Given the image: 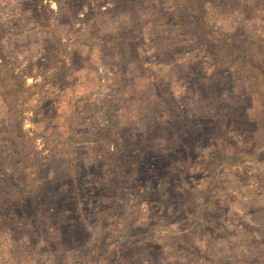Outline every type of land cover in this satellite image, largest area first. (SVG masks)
Masks as SVG:
<instances>
[{"label":"rangeland","instance_id":"rangeland-1","mask_svg":"<svg viewBox=\"0 0 264 264\" xmlns=\"http://www.w3.org/2000/svg\"><path fill=\"white\" fill-rule=\"evenodd\" d=\"M0 264H264V0H0Z\"/></svg>","mask_w":264,"mask_h":264}]
</instances>
